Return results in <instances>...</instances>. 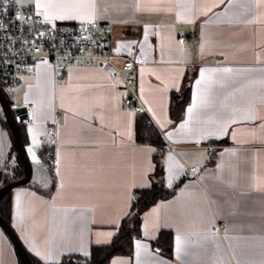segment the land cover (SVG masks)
<instances>
[{
  "label": "crops",
  "instance_id": "crops-1",
  "mask_svg": "<svg viewBox=\"0 0 264 264\" xmlns=\"http://www.w3.org/2000/svg\"><path fill=\"white\" fill-rule=\"evenodd\" d=\"M97 9L114 51L134 47L146 59L136 68L145 112L125 106L121 81L93 64L75 62L56 80L50 63L38 62L21 85H5L11 108L29 105L20 128L31 179L9 192V223L23 247L59 263L112 240L154 170L155 147L136 141L145 115L165 142V184L181 183L143 212L131 254L107 264H264V0H97ZM185 81L189 102L173 122L171 96ZM5 121L0 106V186L21 163ZM161 230L172 232L170 255L152 245ZM0 264H20L1 227Z\"/></svg>",
  "mask_w": 264,
  "mask_h": 264
},
{
  "label": "built area",
  "instance_id": "built-area-1",
  "mask_svg": "<svg viewBox=\"0 0 264 264\" xmlns=\"http://www.w3.org/2000/svg\"><path fill=\"white\" fill-rule=\"evenodd\" d=\"M17 16L23 19L17 20ZM55 23L53 29L43 16H34L28 7L22 8L12 0H0V79L5 85H21L26 75L35 73L38 62L50 63L56 80L63 79L68 66L75 62L93 64L108 69L121 81L126 91L122 101L125 106L145 112L136 90V68L146 63L143 55L134 47L125 54L116 53L107 21ZM180 40L185 48H190L185 35ZM58 120L56 115L55 122ZM54 161L52 153L45 154L47 165L52 166ZM195 169V166L188 168L187 175L195 177Z\"/></svg>",
  "mask_w": 264,
  "mask_h": 264
},
{
  "label": "trees",
  "instance_id": "trees-1",
  "mask_svg": "<svg viewBox=\"0 0 264 264\" xmlns=\"http://www.w3.org/2000/svg\"><path fill=\"white\" fill-rule=\"evenodd\" d=\"M3 85L4 83L0 79V86L2 87V89ZM189 98L190 87L188 85V82L185 81L182 91L180 93H173L171 96L169 115L173 122H176L181 118L183 109L189 102ZM5 124L8 126V123L6 121ZM149 125L151 127H149ZM18 127L21 140L24 143V137L22 129L20 128V123L18 124ZM9 131L13 137L10 128ZM135 131L137 142L151 144L156 149L153 155L154 170L150 175L149 185L135 190L130 212L126 217L122 219L112 240L106 244L92 245L89 254L84 258L70 255L68 257H65L59 263L40 262L28 252L33 264H69V261H71V264H107L110 257L115 254H131L133 240L135 238L141 237V223L143 212L158 200L170 197L181 183V180H179L172 186H167L165 184L163 177V166L161 163V154L165 142L159 131L154 127V125L145 115L137 116ZM18 165V169L11 177L4 178L3 184L18 180L23 177L24 173L22 164L19 163ZM9 192L6 193L2 198H0V215L8 223L10 216ZM152 245L155 249L162 251L166 255H170L172 251V232L170 230H161L158 237L152 241ZM17 257L19 263L22 264L18 254ZM74 258H77L79 260H76Z\"/></svg>",
  "mask_w": 264,
  "mask_h": 264
},
{
  "label": "snow or ice",
  "instance_id": "snow-or-ice-1",
  "mask_svg": "<svg viewBox=\"0 0 264 264\" xmlns=\"http://www.w3.org/2000/svg\"><path fill=\"white\" fill-rule=\"evenodd\" d=\"M12 2L14 4L20 5L22 8L28 7L36 17L43 16L44 21L48 25H51L53 29L56 28V21H79L81 24H92L97 19V0H12ZM16 19L20 20L23 19V17L17 16ZM40 35L43 36L44 34L41 33ZM145 39H147V36H145ZM157 79H159V77H157ZM197 83H199V81H197ZM140 95L141 99H144L143 87H141ZM144 103H148V101L144 100ZM149 111H152V109L150 108ZM192 112L193 108L189 107L187 109L189 118H191ZM153 115H155V113H153ZM245 119H252V117L248 116L245 117ZM233 122L235 123L236 121ZM156 123L159 125L160 130L164 132V135L171 139V133L164 131L166 127L165 123L159 118L156 119ZM185 126V124H182L181 128H184ZM261 126L264 127V125ZM149 127L151 126L149 125ZM221 130L223 131V129ZM33 140H35V138H33ZM145 151L152 152L155 151V149L146 147ZM171 161L172 158L170 156L169 161H167L170 172L172 169ZM107 235L112 236L113 233H108ZM177 243L179 244V240H177ZM136 247L138 249L141 247L139 242H137ZM68 254H72L71 250ZM84 254L87 255V253ZM37 255H39V253H37ZM138 256L139 252H137V257ZM69 264H71V261H69ZM113 264H125V262L116 260L113 261Z\"/></svg>",
  "mask_w": 264,
  "mask_h": 264
},
{
  "label": "water",
  "instance_id": "water-1",
  "mask_svg": "<svg viewBox=\"0 0 264 264\" xmlns=\"http://www.w3.org/2000/svg\"><path fill=\"white\" fill-rule=\"evenodd\" d=\"M0 106L5 117L6 122L13 134L14 139V146L18 155V158L23 167V177L8 182L0 186V198H2L6 193H8L13 187L28 183L31 179L32 169L29 159L27 157L24 144L21 140L20 133H19V123H23L28 121V113L26 106H19L16 108H11L8 99L5 96V93L0 86ZM0 227L6 233L8 238L10 239L11 243L13 244L22 264H33L32 260L23 247L21 241L19 240L18 236L10 226V224L0 215Z\"/></svg>",
  "mask_w": 264,
  "mask_h": 264
},
{
  "label": "rangeland",
  "instance_id": "rangeland-1",
  "mask_svg": "<svg viewBox=\"0 0 264 264\" xmlns=\"http://www.w3.org/2000/svg\"><path fill=\"white\" fill-rule=\"evenodd\" d=\"M3 88H4V90H5V92L8 94V93H12V89H10L9 87H7V86H5V84L3 85ZM74 259H76V260H79V259H77V258H74Z\"/></svg>",
  "mask_w": 264,
  "mask_h": 264
}]
</instances>
